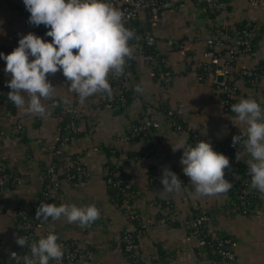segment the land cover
<instances>
[{
	"label": "crops",
	"instance_id": "crops-1",
	"mask_svg": "<svg viewBox=\"0 0 264 264\" xmlns=\"http://www.w3.org/2000/svg\"><path fill=\"white\" fill-rule=\"evenodd\" d=\"M25 10L23 0H0L1 46L16 48L19 39L32 32L33 25L28 23ZM215 20L222 25L242 21L262 24L264 0H257L256 5L250 4L249 0H227ZM144 22L146 15L140 14L135 23L137 27H144ZM209 30L210 20L203 5L189 2L176 12L159 11L146 31L156 39L154 50L164 55L167 67L173 72L168 89L162 90L156 83L135 48L132 62L133 90L141 85L144 91H134L125 112L100 107L97 104L100 93L88 97L83 103L78 99L75 105L81 118L78 132L71 141L62 139L59 123L48 107L50 115L39 118L24 114L12 103V112L23 129L21 140H15L14 120L4 115V107L0 103V163L18 176L14 194L9 193L7 188L0 189V264H7V253L17 246L16 211L19 208L28 209L35 200L41 186V167L52 161L56 169L61 170L65 159L53 160L49 155L57 146L62 148L63 157L76 156L87 176L80 182L61 179L58 189L51 191L46 203L57 206L74 204L77 207L95 205L104 218L86 228L76 223L70 224L64 217L43 221V227L59 239L90 247L89 257L72 264H129L117 242L120 230L126 226V220L122 212L110 203L103 174L105 162L113 160V157L102 147L129 153L152 148L142 158L128 156L121 163L127 175L125 183L131 193H128V207L137 214L139 222L144 226V232L139 235L137 242L143 264H159L148 260L157 249L170 254L166 260L171 264H212L208 254L197 252L194 239H185L184 229L178 222L200 208L209 214L210 229L214 235L230 238L233 264H264V198L255 200L246 212L235 213L232 209L233 196L241 174L230 165L227 169L228 181L233 185L230 191L215 197L194 199L191 196L193 186L189 178L183 175L180 164L183 150H172L181 142L186 147L190 132L198 133L207 141L224 143L230 149L227 154L234 152V157L248 168L250 156L243 143L236 146L232 144V137L242 134L246 125L235 118L231 108L223 110L208 80L201 81L195 76L194 68L201 60ZM167 38L183 40L184 48H169L165 43ZM251 39L253 47L250 52L237 58L238 65L264 64V33L254 30ZM43 40L51 42V38ZM0 52L4 53L1 49ZM4 68L5 61L0 60V82L10 79ZM47 79L56 87L52 98L71 99L73 93L68 90L61 72L50 74ZM234 86L233 104L246 96H253L264 107V81L256 88L239 80L235 81ZM47 101L43 103L46 105ZM143 106L155 109L158 128L154 134L121 141L119 138L128 122L140 113ZM167 111H176L185 129L179 132L172 130L166 119ZM165 167L181 181L183 188L179 192L163 191L160 178ZM247 183L250 186V178ZM169 203L172 208L167 207ZM158 215L168 221L154 224L153 220ZM172 221L175 223L172 224ZM50 264L58 262L50 261Z\"/></svg>",
	"mask_w": 264,
	"mask_h": 264
},
{
	"label": "built area",
	"instance_id": "built-area-1",
	"mask_svg": "<svg viewBox=\"0 0 264 264\" xmlns=\"http://www.w3.org/2000/svg\"><path fill=\"white\" fill-rule=\"evenodd\" d=\"M114 8L123 13L124 26L135 33L136 38L129 42L133 50H140L141 48L152 49L147 54L143 55V60L149 68V72L156 83L162 88L167 90L169 87L172 71L167 67L165 57L154 50L156 39L148 31H138L136 29L135 21L140 14L146 15L148 23L155 20L159 11L176 12L186 3L200 4L206 8L210 20L209 34L204 43V49L201 54V60L194 68L195 76L198 80H208L210 87L217 94L222 108L228 111L233 105V98L235 95V81H244L250 86L258 87L264 81V64H255L252 66L238 65L237 58L240 55L251 51L253 44L251 39V32L260 30L264 33V22L262 24L252 21H243L239 27H234L232 24L222 25L219 24L215 17L219 11L225 6L227 0H105ZM252 5L257 4V0H249ZM24 13L29 18L30 13L26 10ZM46 29L43 25L33 26L32 32L34 35L47 39L45 35ZM166 45L173 49H183L184 41L176 38H167ZM0 49L5 53H11L14 46H1ZM186 54V53H185ZM186 57H190L186 55ZM217 76L221 79L218 81ZM9 80V79H8ZM8 80L0 82V103L4 107V115L14 120V133L15 140L19 141L22 138L23 129L20 121L14 116L11 105L12 103L7 99V94L10 89L6 86ZM109 83L112 89V96L109 98L104 94H99L97 104L105 109L116 110L125 112L128 98L134 95V79L130 59L127 60L125 73L119 78L109 77ZM253 98V96H246L244 99ZM78 97L73 93L70 100H63L58 98H51L47 101V107L51 115L58 121L59 129L62 133V139L71 141L75 138L78 132V123L80 120V111L76 107L75 102ZM256 100V99H255ZM155 109L150 106H143L140 113L130 120L126 126L125 131L121 134V141H131L143 135L154 134L158 128V122L155 116ZM166 119L174 131H181L185 129L179 115L176 111H167ZM204 141L210 143L212 149L220 154H223L225 148L223 143H216L207 141L198 133L190 132L188 134L187 146H195V143ZM225 147V146H224ZM152 151V148H145L142 150L140 158L144 157L147 153ZM63 151L60 146L54 147L49 155L54 159L64 160L61 165V170H57L56 166L51 161L43 165L40 169L41 186L37 193L35 200H33L28 209L19 208L16 211V230L17 237H26L29 243L38 241L42 237H46L48 232L43 227V221L35 217L36 209L41 202L46 203L50 198V193L53 189H58L60 180L64 179L69 182L83 181L87 173L79 163L76 156L67 155L63 157ZM126 157L125 153L120 155ZM237 159L230 158L229 162L232 167H235L241 174V178L233 196L234 204L233 211L236 213H244L249 206L260 195L252 190L247 183L249 175L245 174L248 168L245 167L244 171L237 168ZM239 162V161H238ZM121 166V164L116 163ZM228 176L225 174L224 178L228 181ZM63 173V178H58L57 173ZM107 170L103 172L106 174ZM112 178L107 180V190L113 193L109 198L110 203L119 209L127 224H140L144 227L133 211L128 207V189L125 183V177L116 169L111 172ZM18 186V176L12 170L0 163V189L7 188L9 193L14 194ZM131 195V193H129ZM136 195V192L133 193ZM132 194V195H133ZM161 206V205H160ZM167 207L172 208L171 204ZM98 220H104L102 214ZM168 221L161 215H158L153 220L154 224H161ZM173 222V221H172ZM179 224L184 229V237L186 240L194 239L196 242L197 252H205L210 257L212 264H233L231 253V241L228 236H216L210 229L211 218L204 209H196L186 217L178 220ZM121 245L118 247L127 257L129 264H139L140 257L138 245L134 242L127 232V228L123 227L117 237ZM63 249L64 256L61 264H72L80 260H84L91 254L89 246H81L78 242L61 240L57 241ZM30 255L28 247L20 248L18 245L14 250L7 253V264H23L21 257ZM170 255L168 252L163 253L161 264H171L166 257ZM141 258V257H140ZM154 258V255L148 257L149 262ZM57 262V261H56ZM153 263V262H152Z\"/></svg>",
	"mask_w": 264,
	"mask_h": 264
},
{
	"label": "clouds",
	"instance_id": "clouds-1",
	"mask_svg": "<svg viewBox=\"0 0 264 264\" xmlns=\"http://www.w3.org/2000/svg\"><path fill=\"white\" fill-rule=\"evenodd\" d=\"M23 5L30 13L28 23L48 29L45 35L51 42L28 33L11 53L0 52L4 72L10 77L7 99L24 114L45 118L50 113L43 101L51 100L56 88L47 77L58 71L81 103L97 93L110 98V74L112 78L124 75L127 60L134 55L129 42L136 36L124 26L123 13L105 0H23ZM134 91L142 93L144 88L137 85ZM230 110L246 125L242 134L232 137V144L243 143L250 156V188L264 198V107L253 98H242ZM181 149L182 172L193 186L194 199L215 197L232 189V183L224 178L225 169L230 168L229 159L215 152L210 143L199 141L194 147H185L181 142L172 147L173 152ZM160 182L166 193L183 188L178 176L167 167L162 169ZM35 217L45 222L64 217L68 223L86 228L99 219L100 210L95 205L41 202ZM58 239L49 233L31 243L26 237H17L15 242L20 248H29L30 255L21 257L23 264H59L64 252Z\"/></svg>",
	"mask_w": 264,
	"mask_h": 264
},
{
	"label": "trees",
	"instance_id": "trees-1",
	"mask_svg": "<svg viewBox=\"0 0 264 264\" xmlns=\"http://www.w3.org/2000/svg\"><path fill=\"white\" fill-rule=\"evenodd\" d=\"M242 22H235L232 25L237 28V27L240 26V24ZM136 24L137 23H135V25ZM148 25H149V23L146 20V22H144V27L143 26L142 27H137L136 26V29L138 31H141V32L142 31H146L148 29ZM149 51H153V50L152 49H149L148 50L146 48H141L140 50H138V53L141 54V56L143 57V55L147 54ZM133 57H134V55H133ZM130 61H131V67H132L133 58H131ZM129 99H130V97L127 100H129ZM224 146H225V144L223 143V147L222 148H224ZM102 148H104V150H106V153L107 154H111L112 157H113V160H109L108 159L105 162L104 166H103V172L105 171V169L107 170L106 174H104L105 183H106V190H107V180L109 178H112L111 172H112V170L116 169V167L118 168L119 172L121 174H123V176L125 178L127 176L124 173V171L122 170V166H118V165H116V163L121 164L122 161H126V159H127L128 156H132V157H134V159L140 158L141 155H142V150H139L138 152H135V153H129V152L118 151L116 149H112V148H108V147H102ZM122 153H125L126 154V157L125 158L120 156ZM223 155L226 156L228 159L233 158L235 156L234 152H231L230 154H227V153H225V151H223ZM237 168L239 170H241V171H244L245 165L237 161ZM226 170L227 169H225V174L228 176V173H227ZM245 174L249 175L248 174V171H246ZM56 175H57L58 178H63L64 177V174L61 173V172L57 173ZM107 195H108L109 198H111L113 196V193L111 191L107 190ZM171 223L174 224L175 222H171ZM125 227L127 228L128 234L131 236V238L137 244L139 235H141V233L144 232V227H142L138 223H136V224L135 223L134 224H131L130 223V224H127ZM118 244L121 245V242H118ZM139 254H140V252H139ZM153 255H154V258L151 261L153 263H159V264H161L162 257H163V252L162 251H159L157 249V250H155V252H154ZM138 263L139 264H143V260L140 257L138 259Z\"/></svg>",
	"mask_w": 264,
	"mask_h": 264
},
{
	"label": "water",
	"instance_id": "water-1",
	"mask_svg": "<svg viewBox=\"0 0 264 264\" xmlns=\"http://www.w3.org/2000/svg\"><path fill=\"white\" fill-rule=\"evenodd\" d=\"M221 79V77L220 76H217V80L219 81ZM225 153H229V151H230V149H229V147H225Z\"/></svg>",
	"mask_w": 264,
	"mask_h": 264
}]
</instances>
